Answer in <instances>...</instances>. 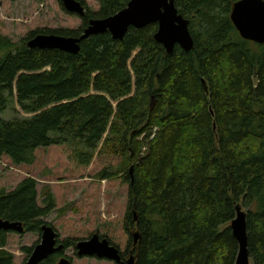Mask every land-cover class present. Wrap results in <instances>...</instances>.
Masks as SVG:
<instances>
[{
	"label": "trees",
	"instance_id": "trees-1",
	"mask_svg": "<svg viewBox=\"0 0 264 264\" xmlns=\"http://www.w3.org/2000/svg\"><path fill=\"white\" fill-rule=\"evenodd\" d=\"M79 1L86 11L78 29H37L17 42L0 34V157L31 164L37 148L63 143L78 145L84 164L98 149L119 156L128 242L132 229L139 233L136 264H235L237 204L249 209L251 262L264 264V43L233 26L237 0H174L189 21L190 51L167 53L154 39L157 23L131 26L122 39L91 35L76 54L27 46L37 33L79 36L90 18L128 2L98 0L91 13ZM14 92L30 116H1ZM41 195L39 205L33 178L1 190L0 217L40 233L41 217L55 208L48 186ZM7 233L0 230V264H13Z\"/></svg>",
	"mask_w": 264,
	"mask_h": 264
},
{
	"label": "rangeland",
	"instance_id": "rangeland-1",
	"mask_svg": "<svg viewBox=\"0 0 264 264\" xmlns=\"http://www.w3.org/2000/svg\"><path fill=\"white\" fill-rule=\"evenodd\" d=\"M84 2L91 13L99 8L98 0ZM81 22L80 16L66 12L58 0H0V34L15 42L37 29L74 30ZM30 115L18 105L15 92L12 102L1 114L5 119ZM79 149L78 145L68 143L39 147L31 164L17 165L7 156H1L0 191H12L23 179L33 178L36 200L42 205L41 191L48 186L55 208L41 220L56 230L60 240L73 239L76 243L97 233L119 248L122 260L127 259L128 252L133 254L134 243L133 239L128 242L130 233L124 225L129 185L116 170L120 157L98 149L84 164L78 156ZM101 173H111V176L99 177ZM239 205L247 213L248 207ZM39 241L40 233L10 231L5 249L12 253L13 264H24L29 256L24 248H33ZM64 248L71 264H117L108 259L78 256L75 245Z\"/></svg>",
	"mask_w": 264,
	"mask_h": 264
},
{
	"label": "water",
	"instance_id": "water-1",
	"mask_svg": "<svg viewBox=\"0 0 264 264\" xmlns=\"http://www.w3.org/2000/svg\"><path fill=\"white\" fill-rule=\"evenodd\" d=\"M62 7L68 13L82 16L85 7L79 0H61ZM229 18L240 37L256 43H264V0H237L232 4ZM150 23H157L154 39L167 53H172L178 45L184 51H190L194 42L188 28L189 21L180 14L174 0H129L114 14L103 18H90L88 25L79 36L56 33H37L27 39V46L39 49H59L76 54L81 40L95 34L109 32L113 39H122L129 27L142 28ZM131 171V168H130ZM232 236L238 244L235 264H251L247 247L246 213L240 205L235 206V217L230 223ZM0 230L24 232L21 221H11L0 217ZM58 233L44 222L40 226V241L33 246L24 264H39L48 256L64 251V243L57 242ZM136 245L139 233L132 234ZM78 256H92L108 259L118 264H136L131 254L122 260L120 250L106 237L93 233L89 238L75 243ZM55 264H71L67 256H61Z\"/></svg>",
	"mask_w": 264,
	"mask_h": 264
},
{
	"label": "flooded vegetation",
	"instance_id": "flooded-vegetation-1",
	"mask_svg": "<svg viewBox=\"0 0 264 264\" xmlns=\"http://www.w3.org/2000/svg\"><path fill=\"white\" fill-rule=\"evenodd\" d=\"M57 242L59 243V242H63V241L60 240L59 237H58V238H57ZM63 243H64V242H63ZM64 249H65V248H64ZM56 254H57L56 262H57V260H58L61 256H66V255L64 254V251L56 252ZM127 256H128V257L130 256V253H129V252L127 253ZM56 262H55V263H56ZM55 263H54V264H55Z\"/></svg>",
	"mask_w": 264,
	"mask_h": 264
},
{
	"label": "bare ground",
	"instance_id": "bare-ground-1",
	"mask_svg": "<svg viewBox=\"0 0 264 264\" xmlns=\"http://www.w3.org/2000/svg\"><path fill=\"white\" fill-rule=\"evenodd\" d=\"M129 1V0H128ZM127 3V2H126ZM254 43H256V42H254ZM131 172V171H130Z\"/></svg>",
	"mask_w": 264,
	"mask_h": 264
}]
</instances>
